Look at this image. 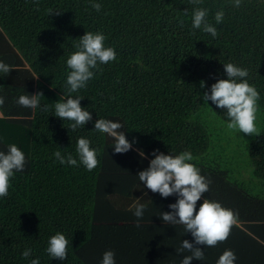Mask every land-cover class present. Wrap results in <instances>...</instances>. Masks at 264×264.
Returning a JSON list of instances; mask_svg holds the SVG:
<instances>
[{"label": "trees", "instance_id": "obj_1", "mask_svg": "<svg viewBox=\"0 0 264 264\" xmlns=\"http://www.w3.org/2000/svg\"><path fill=\"white\" fill-rule=\"evenodd\" d=\"M97 2L99 12L89 0H0V60L12 66L0 76V150L15 143L26 158L0 198V264H29L36 257L40 264H99L109 249L117 259L126 248L113 237L126 209L123 182L138 179L154 149L190 151L217 201L235 218L253 216L264 241V0H240L238 8L233 0ZM195 7L209 10L216 38L191 28ZM221 8L217 25L213 16ZM86 31L102 32L116 59L99 65L86 88L69 93L65 62ZM228 62L246 68L260 94L256 134L227 129L225 114L201 99L206 89L200 81L207 88L226 78ZM27 93H42L40 104L48 109L15 103ZM67 95L81 96L90 111L84 128L72 131L68 121L51 115L52 105ZM98 118L119 121L135 141L132 148L114 153L112 139L93 130ZM80 136L98 150L91 171L61 165L52 155L59 150L76 158ZM56 232L69 241L64 261L45 252ZM29 248L32 254L23 257Z\"/></svg>", "mask_w": 264, "mask_h": 264}, {"label": "clouds", "instance_id": "obj_2", "mask_svg": "<svg viewBox=\"0 0 264 264\" xmlns=\"http://www.w3.org/2000/svg\"><path fill=\"white\" fill-rule=\"evenodd\" d=\"M194 4H200L201 0H192ZM91 8L99 12L101 4L97 0H89ZM233 6L239 7L240 0H233ZM208 9L203 7L193 8L191 14V28L200 29L212 38L218 35L217 28L207 19ZM224 10L215 11L213 19L215 24H220L224 18ZM105 36L102 32H85L79 37L76 50L66 59L67 75L65 85L69 93L78 92L87 87L88 82L94 77V70L99 65L108 64L116 59V51L113 47L105 45ZM12 66L0 60V76L8 74ZM223 70L226 78L217 79L210 87L206 88V82L201 80L199 87L206 89L201 99L203 104L208 105L211 101L220 112L227 117L226 128L237 130L238 133L256 134L258 100L260 94L256 87L249 83L248 71L232 62L224 63ZM42 93L21 94L14 98L16 104L42 111L48 109V105L40 104L39 97ZM83 98L79 95H67L52 105L51 115L68 121V129L76 131L84 128L91 120V113L87 107L81 106ZM5 98L0 96V105ZM212 108V107H211ZM213 109V108H212ZM119 121L98 118L94 121L93 130L104 133L112 139L114 153H125L132 148L135 141L126 138ZM91 141L87 137L80 136L76 140V158L71 154L62 155L59 150L52 155L61 165L67 163L70 166L82 165L91 171L96 167L97 149L91 147ZM138 156L145 158L142 149L137 150ZM150 155L148 166L136 173L143 188L158 193L160 197L174 195L175 201L168 205L171 211H161L159 217L166 223L182 225L184 233H190L193 240H181L177 251L190 250V255H185L180 264H190L193 259L204 261V252L193 244L206 247H214L218 242L227 239L230 228L234 223L235 213L232 209L221 205L219 201L204 198L197 207V201L201 200L202 194L208 191L211 183L201 169L194 164L193 155L185 150L179 153L168 152L167 154L154 149ZM25 154L15 144L6 145V150H0V198L8 195L11 178L15 172H21L25 166ZM145 205L136 203L133 216L137 218L136 225L139 227V219L144 215ZM69 241L62 232H56L47 240L45 252L51 259L64 261L67 256ZM32 250L25 249L22 256L28 258ZM29 264H40L39 257L32 258ZM99 264H116L115 253L109 249L103 252ZM215 264H236V255L233 250L226 248L216 259Z\"/></svg>", "mask_w": 264, "mask_h": 264}, {"label": "crops", "instance_id": "obj_3", "mask_svg": "<svg viewBox=\"0 0 264 264\" xmlns=\"http://www.w3.org/2000/svg\"><path fill=\"white\" fill-rule=\"evenodd\" d=\"M123 185L126 186L124 197L126 209L124 218L122 216L123 219L119 220L113 231V237L116 239V242H113L116 245L122 243L126 248L122 250V254L119 250L115 261L119 264H124L123 261L131 264H180L185 255H190V250L177 251L180 241L187 239L191 242L193 238L190 233L183 232L182 225L166 223L159 217L161 211H171L168 205L175 201V196L162 198L158 193L143 188L142 182L138 179L125 180ZM204 198L217 201L220 196L214 194L209 184L208 191L197 201V207ZM136 203L145 205L144 215L139 219V227L136 225L137 218L133 216ZM250 217L251 219L235 218L227 239L218 242L214 247L205 248L203 244H193V247L201 248L205 260L193 259L190 264H215L218 256L226 248L235 253L236 264H264V252L257 247V244L264 247V241L258 235L260 230L255 225L257 220L255 218L253 220V216Z\"/></svg>", "mask_w": 264, "mask_h": 264}, {"label": "rangeland", "instance_id": "obj_4", "mask_svg": "<svg viewBox=\"0 0 264 264\" xmlns=\"http://www.w3.org/2000/svg\"><path fill=\"white\" fill-rule=\"evenodd\" d=\"M253 135V134H252ZM252 135H250L249 137H247L248 139L252 136ZM233 146V145H232Z\"/></svg>", "mask_w": 264, "mask_h": 264}]
</instances>
